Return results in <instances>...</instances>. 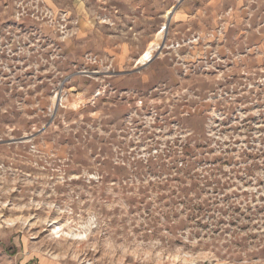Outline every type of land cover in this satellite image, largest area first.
<instances>
[{
  "label": "rangeland",
  "instance_id": "obj_1",
  "mask_svg": "<svg viewBox=\"0 0 264 264\" xmlns=\"http://www.w3.org/2000/svg\"><path fill=\"white\" fill-rule=\"evenodd\" d=\"M0 260L264 264V0H0Z\"/></svg>",
  "mask_w": 264,
  "mask_h": 264
},
{
  "label": "water",
  "instance_id": "obj_2",
  "mask_svg": "<svg viewBox=\"0 0 264 264\" xmlns=\"http://www.w3.org/2000/svg\"><path fill=\"white\" fill-rule=\"evenodd\" d=\"M178 5H176L173 10L170 12V14L168 15V21L166 22V24L162 27V32H167V29L169 27V22H170V19H171V16H172V13L174 12L175 8L177 7ZM152 60V56H150L149 59H146L144 60L143 62H141V65H146L147 62L151 61Z\"/></svg>",
  "mask_w": 264,
  "mask_h": 264
},
{
  "label": "bare ground",
  "instance_id": "obj_3",
  "mask_svg": "<svg viewBox=\"0 0 264 264\" xmlns=\"http://www.w3.org/2000/svg\"><path fill=\"white\" fill-rule=\"evenodd\" d=\"M152 47V46H151ZM150 56H151V48H149L148 50H147V52L142 56V58H141V60H146V59H149L150 58ZM59 228L57 227L56 229H55V232H57V230H58Z\"/></svg>",
  "mask_w": 264,
  "mask_h": 264
},
{
  "label": "crops",
  "instance_id": "obj_4",
  "mask_svg": "<svg viewBox=\"0 0 264 264\" xmlns=\"http://www.w3.org/2000/svg\"><path fill=\"white\" fill-rule=\"evenodd\" d=\"M0 262H1V260H0ZM26 264H32V263H29V262H28V263H26Z\"/></svg>",
  "mask_w": 264,
  "mask_h": 264
}]
</instances>
